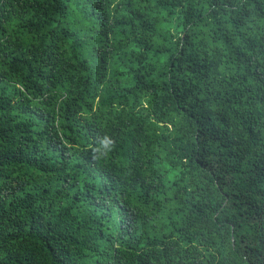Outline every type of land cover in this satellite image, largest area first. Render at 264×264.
<instances>
[{
  "label": "trees",
  "instance_id": "1",
  "mask_svg": "<svg viewBox=\"0 0 264 264\" xmlns=\"http://www.w3.org/2000/svg\"><path fill=\"white\" fill-rule=\"evenodd\" d=\"M0 264H264V0H0Z\"/></svg>",
  "mask_w": 264,
  "mask_h": 264
},
{
  "label": "clouds",
  "instance_id": "2",
  "mask_svg": "<svg viewBox=\"0 0 264 264\" xmlns=\"http://www.w3.org/2000/svg\"><path fill=\"white\" fill-rule=\"evenodd\" d=\"M102 143H103V146H104V148L105 149H107L108 151H110L111 150V146H112V144L114 143L111 139H109V138H105L103 141H102ZM94 151H98V149H94Z\"/></svg>",
  "mask_w": 264,
  "mask_h": 264
}]
</instances>
